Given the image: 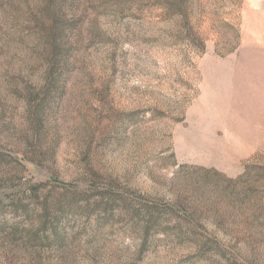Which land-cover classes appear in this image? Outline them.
Returning <instances> with one entry per match:
<instances>
[{"label":"rangeland","instance_id":"rangeland-1","mask_svg":"<svg viewBox=\"0 0 264 264\" xmlns=\"http://www.w3.org/2000/svg\"><path fill=\"white\" fill-rule=\"evenodd\" d=\"M0 264H264V0H0Z\"/></svg>","mask_w":264,"mask_h":264}]
</instances>
